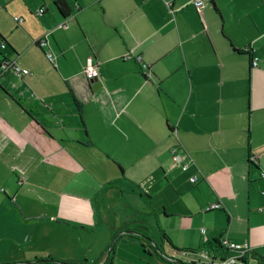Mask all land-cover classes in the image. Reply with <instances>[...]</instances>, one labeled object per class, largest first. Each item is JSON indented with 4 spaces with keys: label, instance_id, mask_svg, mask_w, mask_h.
Returning a JSON list of instances; mask_svg holds the SVG:
<instances>
[{
    "label": "crops",
    "instance_id": "0c3cea01",
    "mask_svg": "<svg viewBox=\"0 0 264 264\" xmlns=\"http://www.w3.org/2000/svg\"><path fill=\"white\" fill-rule=\"evenodd\" d=\"M204 1L0 0V264H264V0Z\"/></svg>",
    "mask_w": 264,
    "mask_h": 264
},
{
    "label": "built area",
    "instance_id": "2783aa9c",
    "mask_svg": "<svg viewBox=\"0 0 264 264\" xmlns=\"http://www.w3.org/2000/svg\"><path fill=\"white\" fill-rule=\"evenodd\" d=\"M193 3L195 5L196 9H198V10L202 9L205 6L204 0H193ZM43 11H44L43 9L39 10V11H37V14L41 15L43 13ZM15 21L18 24H21L23 22V19L16 17ZM36 43L41 48H44V49L48 48V51L46 52V56L51 62H53L54 55L52 53V50L49 49L50 47H49L47 38L42 37V38L38 39L36 41ZM6 49H7L6 44L1 43L0 44V50H6ZM137 59L141 62L142 71H144V73L149 72L150 67L146 63H143L141 61L140 57H138ZM258 61H259L258 58H253L252 59V66L257 67ZM0 70L3 73L13 72L16 75V77H18V78H21L24 75H30L31 74L29 70L20 68L16 64V61H14L12 59H8L5 56L1 59ZM97 74H98L97 69L92 67V66L88 67L86 70V77L88 79H92ZM177 150L178 149L175 148L172 151L174 161L176 163H180L182 165L183 170L185 171L192 165V159L180 156L178 154ZM252 162L254 164L258 165V160L256 158H252ZM262 177L264 178V173L262 174ZM197 181H198L197 176H192L190 178L191 183H196ZM220 208H222L220 204H214V205L209 206L207 208V211H215V210H219ZM218 241H219L218 250L220 252L217 253L218 254L217 257H216V254H214L213 258L210 257V255H208V253H206V255H203L205 252L202 254L204 261L206 258V261L204 262L205 264H246L247 256L251 250V248L248 245H240V244H237V243L231 241L230 239L224 238V237L218 239Z\"/></svg>",
    "mask_w": 264,
    "mask_h": 264
},
{
    "label": "trees",
    "instance_id": "16d2710c",
    "mask_svg": "<svg viewBox=\"0 0 264 264\" xmlns=\"http://www.w3.org/2000/svg\"><path fill=\"white\" fill-rule=\"evenodd\" d=\"M57 8H58V10L61 12V14L64 17H67L69 15V11H68V8H67V6H66L65 3H63V2L58 3ZM1 43L6 44L5 41H3L2 39H0V44ZM1 56L2 55L0 53V57ZM144 77H146V76L144 75ZM221 210H222V208H220L217 211H221ZM144 222H146V221L144 220ZM131 231L132 232H140V233H138L139 235H141L142 237H144L146 239H150V241L152 242L151 238L148 237L149 226L143 225L141 227V230H138L137 231V230L132 229ZM163 238H164V240H166V237H163ZM215 242H216L217 246H219V241L216 240ZM155 249L156 250H160L161 247L158 246V245H156L155 246ZM160 252H162V251H160ZM183 252H185V253H191V254H196V252H193V251H183ZM254 252L255 251L253 249H251L249 255H251L252 253H253L252 255H254ZM15 264H100V263H89V262L72 263V262H67V261L66 262L65 261H59L57 259L48 257L46 259H35L34 261H27V262L15 263ZM102 264H112V258H111V256H109L107 258V260L104 263H102ZM175 264H186V263L181 262V261H176Z\"/></svg>",
    "mask_w": 264,
    "mask_h": 264
},
{
    "label": "rangeland",
    "instance_id": "374dc122",
    "mask_svg": "<svg viewBox=\"0 0 264 264\" xmlns=\"http://www.w3.org/2000/svg\"><path fill=\"white\" fill-rule=\"evenodd\" d=\"M185 201H186V200H185ZM194 248H195V247H194ZM197 255H200V252H199V253H197ZM250 264H253V263H251V262H250Z\"/></svg>",
    "mask_w": 264,
    "mask_h": 264
},
{
    "label": "water",
    "instance_id": "95a60500",
    "mask_svg": "<svg viewBox=\"0 0 264 264\" xmlns=\"http://www.w3.org/2000/svg\"><path fill=\"white\" fill-rule=\"evenodd\" d=\"M146 239V238H145ZM147 241H150V239H146Z\"/></svg>",
    "mask_w": 264,
    "mask_h": 264
},
{
    "label": "bare ground",
    "instance_id": "6f19581e",
    "mask_svg": "<svg viewBox=\"0 0 264 264\" xmlns=\"http://www.w3.org/2000/svg\"><path fill=\"white\" fill-rule=\"evenodd\" d=\"M7 46V45H6Z\"/></svg>",
    "mask_w": 264,
    "mask_h": 264
}]
</instances>
